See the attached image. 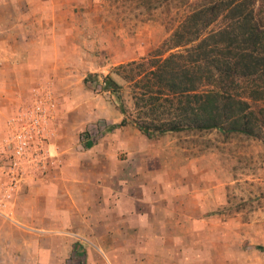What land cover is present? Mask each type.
<instances>
[{
    "label": "crops",
    "instance_id": "crops-1",
    "mask_svg": "<svg viewBox=\"0 0 264 264\" xmlns=\"http://www.w3.org/2000/svg\"><path fill=\"white\" fill-rule=\"evenodd\" d=\"M81 8L93 17L89 0H0V264H264V148L186 155L118 126L119 111L107 129L97 111L83 122L69 64L91 39ZM34 101L62 105L49 163L11 186L6 146Z\"/></svg>",
    "mask_w": 264,
    "mask_h": 264
},
{
    "label": "trees",
    "instance_id": "trees-1",
    "mask_svg": "<svg viewBox=\"0 0 264 264\" xmlns=\"http://www.w3.org/2000/svg\"><path fill=\"white\" fill-rule=\"evenodd\" d=\"M257 1L203 0L146 57L115 67L130 109L120 99L122 85L105 75L101 89L119 100L118 126L132 125L149 139L183 131L259 139L264 108H250L264 100Z\"/></svg>",
    "mask_w": 264,
    "mask_h": 264
},
{
    "label": "rangeland",
    "instance_id": "rangeland-1",
    "mask_svg": "<svg viewBox=\"0 0 264 264\" xmlns=\"http://www.w3.org/2000/svg\"><path fill=\"white\" fill-rule=\"evenodd\" d=\"M93 17L89 19L82 15L84 8H81V25L90 27L91 39L80 46L77 59H69L70 67L76 71L72 82L76 84L73 95L78 98L77 111L79 116L84 117L83 122L90 123L86 114L97 111L94 116L99 121V126L107 129L111 124H106L104 119H110V113L119 111L116 95L103 91L102 78L111 75L122 85L121 100L130 109V91L119 78L112 74L115 67L130 61L146 57L151 51L170 36L182 19L194 8L201 5L203 0H89ZM93 1V3H91ZM86 3L87 0H84ZM94 4V5H93ZM93 5V6H92ZM258 19L264 23V0L257 1ZM84 14V13H83ZM89 75H93L88 78ZM95 75V76H94ZM85 79L86 82H85ZM55 95L52 89L47 90V95ZM72 94V93H71ZM52 98L51 96H49ZM251 110L256 112L264 108V100L250 102ZM34 104V103H33ZM32 104V105H33ZM29 106L28 108L32 107ZM62 109L61 104H49L50 110ZM167 141L174 142L183 147L184 153L197 154L207 151H219L223 154L242 155L245 149L255 146L264 148V130H261L259 139H247L244 136H229L212 132H178L167 133ZM262 148V149H263ZM262 155L258 154L254 159L251 156L243 158V165L253 171L258 167ZM255 195L261 198L264 193V185L253 184ZM237 192L246 193L238 188ZM257 198V199H258ZM257 206L258 203H255Z\"/></svg>",
    "mask_w": 264,
    "mask_h": 264
},
{
    "label": "built area",
    "instance_id": "built-area-1",
    "mask_svg": "<svg viewBox=\"0 0 264 264\" xmlns=\"http://www.w3.org/2000/svg\"><path fill=\"white\" fill-rule=\"evenodd\" d=\"M19 117L6 146L8 154V182L12 186L32 170L43 169L49 163L46 150L48 140V112L42 101H34L31 108ZM29 170V171H27Z\"/></svg>",
    "mask_w": 264,
    "mask_h": 264
}]
</instances>
